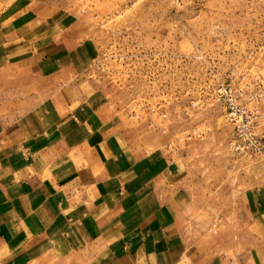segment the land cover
Returning a JSON list of instances; mask_svg holds the SVG:
<instances>
[{"label": "crops", "instance_id": "obj_1", "mask_svg": "<svg viewBox=\"0 0 264 264\" xmlns=\"http://www.w3.org/2000/svg\"><path fill=\"white\" fill-rule=\"evenodd\" d=\"M38 1L0 13V264H264V163L130 140Z\"/></svg>", "mask_w": 264, "mask_h": 264}, {"label": "rangeland", "instance_id": "obj_2", "mask_svg": "<svg viewBox=\"0 0 264 264\" xmlns=\"http://www.w3.org/2000/svg\"><path fill=\"white\" fill-rule=\"evenodd\" d=\"M15 1L0 0V13ZM34 6L57 31L52 41L82 47L87 75L130 127V140L145 142L147 151L190 150L202 164L222 158L228 175L234 165L244 171L255 161L233 149L229 114L231 103L245 108L256 115V134L264 135V0H39ZM233 183L232 177L222 182L225 190ZM205 199L222 208L234 197ZM222 215L214 214L210 235H217Z\"/></svg>", "mask_w": 264, "mask_h": 264}, {"label": "built area", "instance_id": "obj_3", "mask_svg": "<svg viewBox=\"0 0 264 264\" xmlns=\"http://www.w3.org/2000/svg\"><path fill=\"white\" fill-rule=\"evenodd\" d=\"M229 119L235 131L233 149L239 155L264 162V135L256 134V115L231 103Z\"/></svg>", "mask_w": 264, "mask_h": 264}]
</instances>
